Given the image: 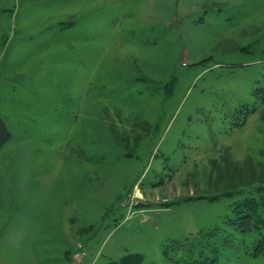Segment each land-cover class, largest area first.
<instances>
[{"label": "rangeland", "instance_id": "1", "mask_svg": "<svg viewBox=\"0 0 264 264\" xmlns=\"http://www.w3.org/2000/svg\"><path fill=\"white\" fill-rule=\"evenodd\" d=\"M0 73V264H264V0H0Z\"/></svg>", "mask_w": 264, "mask_h": 264}, {"label": "trees", "instance_id": "2", "mask_svg": "<svg viewBox=\"0 0 264 264\" xmlns=\"http://www.w3.org/2000/svg\"><path fill=\"white\" fill-rule=\"evenodd\" d=\"M11 132L7 127L3 117L0 115V149L1 147L10 140ZM200 198L203 196H195L193 198ZM192 197H186L185 199H190ZM210 199L215 198V196L208 197ZM259 202L256 198L250 197L246 198L241 202H238L234 206V210L237 213L235 220L240 219L239 224L243 226L244 231L253 230V228H259L261 225H264V217L256 211ZM183 242L176 241L174 244H171V248L177 250V252H181L183 250ZM163 253L169 259L170 253L169 248L167 246L163 247ZM254 256L264 255V234L260 239L257 240L255 244V251L252 252ZM143 254L139 252H128L123 254L118 259H112L104 262L103 264H142ZM176 262L179 260L178 257L171 256ZM217 260L216 257H203L200 258H192L189 255V259L186 264H214Z\"/></svg>", "mask_w": 264, "mask_h": 264}, {"label": "built area", "instance_id": "3", "mask_svg": "<svg viewBox=\"0 0 264 264\" xmlns=\"http://www.w3.org/2000/svg\"><path fill=\"white\" fill-rule=\"evenodd\" d=\"M77 246H78V250L74 253V257L80 258L83 255H85V251H84L82 244L78 243Z\"/></svg>", "mask_w": 264, "mask_h": 264}, {"label": "crops", "instance_id": "4", "mask_svg": "<svg viewBox=\"0 0 264 264\" xmlns=\"http://www.w3.org/2000/svg\"><path fill=\"white\" fill-rule=\"evenodd\" d=\"M3 31V30H2ZM2 36H4V34H2ZM4 42V37L2 38V42H1V45H2V43ZM4 44V43H3ZM11 45L12 44H8V46H10L11 47ZM10 50H11V48H9V52H10ZM0 75H1V73H0ZM2 83V81L0 82V84ZM14 90V89H13ZM2 96H3V94L1 93V90H0V105H1V103L4 101L3 100V98H2ZM6 101V100H5ZM12 103H14L13 101H12ZM13 105V104H12ZM0 115L3 117V115H2V113H0ZM4 119V118H3ZM5 121V120H4ZM6 144V143H5ZM4 144V145H5ZM3 145V146H4ZM3 146L1 147V149L0 150H2V148H3Z\"/></svg>", "mask_w": 264, "mask_h": 264}]
</instances>
